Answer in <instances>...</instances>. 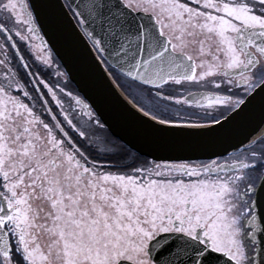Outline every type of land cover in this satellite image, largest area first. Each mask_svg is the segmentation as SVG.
I'll return each mask as SVG.
<instances>
[{"label":"snow or ice","instance_id":"6c2138e0","mask_svg":"<svg viewBox=\"0 0 264 264\" xmlns=\"http://www.w3.org/2000/svg\"><path fill=\"white\" fill-rule=\"evenodd\" d=\"M0 264H264V0H0Z\"/></svg>","mask_w":264,"mask_h":264}]
</instances>
